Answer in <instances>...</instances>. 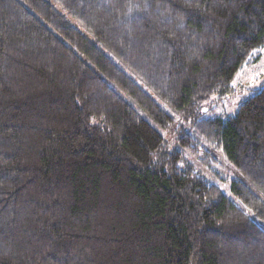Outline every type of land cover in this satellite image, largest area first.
Returning <instances> with one entry per match:
<instances>
[{"label": "trees", "instance_id": "trees-1", "mask_svg": "<svg viewBox=\"0 0 264 264\" xmlns=\"http://www.w3.org/2000/svg\"><path fill=\"white\" fill-rule=\"evenodd\" d=\"M263 47L264 0H0V264H264V84L198 116Z\"/></svg>", "mask_w": 264, "mask_h": 264}, {"label": "rangeland", "instance_id": "rangeland-1", "mask_svg": "<svg viewBox=\"0 0 264 264\" xmlns=\"http://www.w3.org/2000/svg\"><path fill=\"white\" fill-rule=\"evenodd\" d=\"M72 23L81 29L75 21H72ZM260 53L261 55L259 60L248 65H243L237 71L232 81V87L235 91V94L229 96L223 101H217L215 97L210 98V100L205 102L200 107L198 114L199 118L214 116H221L225 118L233 115L238 106L247 100L254 93V90L258 89L260 85L264 84V47ZM151 124L160 131L159 127L153 123ZM161 134L167 138L168 133L162 130ZM206 149L213 156V158H215L217 165H211V168L207 167V162L205 160L206 155L202 152H199L196 157L189 155L188 159L193 161L197 168H200L205 172L202 174L209 183L218 186L225 196L234 201V197L229 191V181L231 178L237 176L236 172L229 166L225 157L220 151L213 150L210 147H207ZM208 168L213 169L215 173H217V176L211 178L208 175L211 174L209 173L210 171ZM206 170L208 171V174Z\"/></svg>", "mask_w": 264, "mask_h": 264}]
</instances>
